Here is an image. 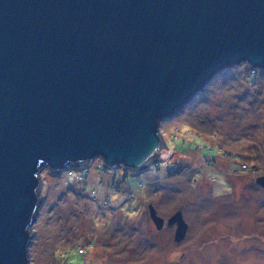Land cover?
Instances as JSON below:
<instances>
[{
    "label": "water",
    "instance_id": "1",
    "mask_svg": "<svg viewBox=\"0 0 264 264\" xmlns=\"http://www.w3.org/2000/svg\"><path fill=\"white\" fill-rule=\"evenodd\" d=\"M241 62L264 70V0H0V264H31L43 167L141 172L162 121Z\"/></svg>",
    "mask_w": 264,
    "mask_h": 264
},
{
    "label": "rangeland",
    "instance_id": "2",
    "mask_svg": "<svg viewBox=\"0 0 264 264\" xmlns=\"http://www.w3.org/2000/svg\"><path fill=\"white\" fill-rule=\"evenodd\" d=\"M160 132L167 153L141 172L41 169L31 264H264V70H221Z\"/></svg>",
    "mask_w": 264,
    "mask_h": 264
},
{
    "label": "trees",
    "instance_id": "3",
    "mask_svg": "<svg viewBox=\"0 0 264 264\" xmlns=\"http://www.w3.org/2000/svg\"><path fill=\"white\" fill-rule=\"evenodd\" d=\"M103 165H100V167H99V169L101 170L102 168H104V166L102 167ZM105 170H106V168H105ZM168 173H169V175H172L173 173H172V171L171 170H168ZM124 179H126L127 178V174H125L124 176ZM84 264V263H83Z\"/></svg>",
    "mask_w": 264,
    "mask_h": 264
},
{
    "label": "built area",
    "instance_id": "4",
    "mask_svg": "<svg viewBox=\"0 0 264 264\" xmlns=\"http://www.w3.org/2000/svg\"><path fill=\"white\" fill-rule=\"evenodd\" d=\"M91 163V162H90ZM101 165H102V163H101ZM99 166H100V164H99ZM103 167V166H102ZM105 168V167H104ZM104 168H102L103 170H104Z\"/></svg>",
    "mask_w": 264,
    "mask_h": 264
},
{
    "label": "flooded vegetation",
    "instance_id": "5",
    "mask_svg": "<svg viewBox=\"0 0 264 264\" xmlns=\"http://www.w3.org/2000/svg\"><path fill=\"white\" fill-rule=\"evenodd\" d=\"M165 222V221H164Z\"/></svg>",
    "mask_w": 264,
    "mask_h": 264
}]
</instances>
